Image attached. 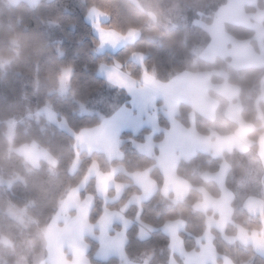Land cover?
I'll return each instance as SVG.
<instances>
[{
    "label": "trees",
    "instance_id": "1",
    "mask_svg": "<svg viewBox=\"0 0 264 264\" xmlns=\"http://www.w3.org/2000/svg\"><path fill=\"white\" fill-rule=\"evenodd\" d=\"M225 1L204 0L202 13L198 14L184 4V0H156L160 19L153 21L145 10L130 0H39L34 5L24 1L10 4L0 0V177L9 182L0 185V239L5 238L12 244L9 247L0 240V264H16L21 256L26 257L28 263L32 262L33 255L41 251V239L35 235L37 229L50 224L60 202L81 183L94 162L104 173L117 164H122L130 171L149 168L158 186L148 200L139 207H129L125 212V217L131 220L139 212L140 219L153 229L148 238L141 240L137 237V225L130 227L124 247L126 257L137 259L144 256L148 264H168L171 255L169 239L162 228L166 222L174 220L185 222V231L180 234L184 248L187 251L198 249L196 240L206 229L207 217V213L194 208L200 198L199 188L205 189L213 197L220 194L217 184L204 181L201 173L217 172L223 161L228 162L230 170L226 176V186L236 192L248 165L245 154L232 151L223 153L221 157H213L198 152L189 160L180 161L177 174L190 183L191 189L181 202L173 203L161 193L162 174L153 158L127 151L121 161H109L103 153L79 150L72 133L98 126L101 118L110 116L115 106L126 105L129 100L127 94L108 86L98 76L97 69L102 63L121 64L137 81H140L145 70L163 83L183 71L223 70L227 81L240 89L241 115L254 126L249 138L253 142L252 150L256 151L258 136L264 132L258 114L264 119V100L258 99L264 84V67L234 69L227 59L217 58L209 62L193 52L195 46L205 47L210 40L209 34L195 22L203 19L210 23ZM262 6L263 0H258V7ZM91 8L108 16V22L103 25L105 28L122 34L135 29L140 33L139 38L115 53L98 54V39L86 22V15ZM167 16L173 17L176 23L164 28L161 20ZM182 16L186 23L179 22L178 17ZM226 30L237 39L255 42L254 32L250 28L227 24ZM135 53L144 56L142 66L132 61L131 57ZM65 68H71L72 75L68 94L62 97L58 95L57 89ZM212 81L222 82L223 78L214 74ZM81 105L88 113L79 112ZM44 107H49L59 118L64 119L72 133L49 122L43 114L36 113ZM190 113L188 105L180 104L177 118L187 126ZM157 115L160 126L166 128L168 123L162 113L158 112ZM13 118L18 122L10 144L5 132L7 121ZM194 124L200 134H210L211 122L208 119L194 114ZM146 130L135 136L128 132L121 136L141 140ZM159 138L161 134L154 136L155 141ZM33 142L55 159V173L43 161L38 167L30 166L14 151L21 145ZM76 160L79 164L72 171ZM115 179L128 181V177L122 173L117 174ZM86 191L94 197L89 221L96 224L104 204L96 196L93 179L88 182ZM138 191L130 183L120 201ZM8 203L26 211L32 220L27 228L5 213ZM109 207L115 208L117 203ZM237 225L248 231H260L262 228L260 218L248 214L236 201L233 204L232 221L227 224L224 233L232 235ZM212 233L213 244L219 255L218 262H221V256L226 255L235 264H264V259L251 246L228 244L221 233L216 230H212ZM28 237L34 241L32 251L24 245ZM88 242L90 249L87 257L91 264H118L114 257L103 262L96 260L94 253L98 245L94 241Z\"/></svg>",
    "mask_w": 264,
    "mask_h": 264
},
{
    "label": "crops",
    "instance_id": "2",
    "mask_svg": "<svg viewBox=\"0 0 264 264\" xmlns=\"http://www.w3.org/2000/svg\"><path fill=\"white\" fill-rule=\"evenodd\" d=\"M7 1V0H6ZM10 4H16L19 1L27 2L30 5L36 4L39 0H8ZM141 9L145 10L151 20L160 19L156 0H130ZM201 2L198 4L197 2ZM264 2V0H263ZM184 4L196 11H202L204 0H184ZM203 4V5H202ZM250 8V9H246ZM168 18V19H166ZM161 20L164 28L174 25L175 20L168 16ZM86 22L91 27L94 35L98 39L97 53H115L127 44L135 42L139 36V31L129 29L125 33H118L112 29L105 28L103 25L108 22V16L96 9L91 8L86 15ZM186 23V21L184 22ZM196 25L204 29L210 37L205 47H194V54L205 60L215 61L217 58L227 59L234 69L246 67H264V6L258 7V0H226L221 5L213 20L206 23L197 20ZM227 24L240 25L253 30L254 44L247 39H237L230 35L226 30ZM132 61L142 66L144 56L135 53L131 57ZM97 74L108 86L123 91L128 96L127 104L115 106L113 112L108 117H102L98 126L83 129L78 133H72L64 119L59 118L49 107L37 111L39 115H44L46 119L58 126L60 129L71 132L75 145L79 150L87 153H103L109 161H115L122 158L120 151L121 134L130 133L132 136L139 134L143 129L153 126L149 134L143 136V142L154 140V136L161 134L159 142L151 143L150 148L138 146L136 149L154 159L156 166L162 174L161 193L168 197L173 203L181 202L191 189L190 183L177 174V165L180 161H187L196 153L203 152L213 157H221L225 152L238 151L242 154H252L253 142L249 134L253 132L254 126L246 122L241 115L242 107L239 102L240 89L227 81V75L223 70L213 72H190L183 71L176 74L170 81L163 83L158 81L152 74L143 70L140 81L135 80L121 64L114 62L112 64H100ZM217 75L223 78L222 82H213L212 76ZM259 100H264V84L261 86ZM188 105L191 113L188 117L189 124L186 126L178 120L179 105ZM165 110H168L165 112ZM158 112L166 113L171 117L166 128L160 126L158 122ZM165 112V113H164ZM194 114L201 115L211 122L210 134H200L194 124ZM264 125V119L258 112ZM138 132L134 133L133 131ZM129 140V139H127ZM155 141V140H154ZM255 162L260 167L259 174L263 182V191L248 192L244 189V183L239 182L236 192H233L226 186V176L230 170V164L223 161L217 172L204 171L201 178L204 181H211L217 184L220 194L213 197L205 189L199 188L200 198L194 204L198 211L207 213L206 229L201 237L197 238L198 249L187 251L180 234L185 231V222L182 220L168 221L164 224L162 230L169 239L170 259L168 264H235L228 256H221V262H218V253L214 247V235L212 230L222 234V237L228 244H239L251 246L254 252L264 259V132L258 136ZM36 143L24 144L14 149V151L24 158V160L35 167L41 161H49L46 152ZM51 158V157H50ZM79 161L76 160L72 165L77 168ZM125 172L120 166L111 167L109 172H102L97 163H92L82 182L74 187L66 198L59 204L58 211L47 227L48 231L56 233L58 225L68 220L76 211V205L83 202L81 194H86L87 181L94 180L95 191L98 198L104 204L102 213L92 231L99 234L91 235L98 243L97 249L101 250L94 253L95 259H104L114 257L115 254H121L126 257L124 247L127 243V231L133 224L137 225V237L141 240L148 238L153 229L140 219L139 212L133 220L125 217V212L131 206H140L148 200L158 189L156 181L151 177L150 169L146 171L132 172L128 174L131 181L139 189L140 196L131 195L119 209H113L109 206L120 201L126 185L115 180V176ZM84 185V186H83ZM81 186H83L81 188ZM81 188V189H80ZM113 191V196L108 192ZM77 194V195H75ZM77 196V197H76ZM238 202L242 209L252 216H258L261 222V230L248 231L244 227L237 225L232 235H226L225 228L232 221L233 204ZM86 206L90 211L87 217L77 226L88 227L90 213L94 204L92 197H87ZM65 217V218H64ZM56 218V220H54ZM66 223V222H64ZM78 223L67 225L61 234L60 243L68 247H76V242L89 231L85 230L80 235L73 232L74 226ZM57 226V227H56ZM115 227L116 228L115 230ZM109 233H113L109 238ZM117 234V235H116ZM116 236V237H115ZM55 249L51 250L50 261L52 264H68L65 262L60 251L57 239ZM79 242V241H78ZM81 242V241H80ZM82 244V242L80 243ZM84 247V244H82ZM79 246V245H78ZM84 251V250H83ZM88 252V249H87ZM86 258H82L78 264H91ZM109 257V258H111ZM122 257V256H121ZM108 258V259H109ZM115 258V257H114ZM146 258V257H145ZM147 259V258H146ZM73 260V259H72ZM148 262V259H147ZM71 264H77L73 261ZM248 264V263H244Z\"/></svg>",
    "mask_w": 264,
    "mask_h": 264
},
{
    "label": "rangeland",
    "instance_id": "3",
    "mask_svg": "<svg viewBox=\"0 0 264 264\" xmlns=\"http://www.w3.org/2000/svg\"><path fill=\"white\" fill-rule=\"evenodd\" d=\"M6 2H10V1L7 0ZM197 3L200 4L201 2L199 1ZM196 12L198 14H201L202 13V11H196ZM169 18L174 19L173 17H169ZM166 19H168V18H166ZM178 19H179V22H181V23H184L186 21L183 16L182 17H178ZM198 20L204 21L203 19H198ZM174 23H176V21ZM197 49H201L200 46ZM193 52H195V51H193ZM196 54H198V53H196ZM71 75H72V69L71 68H65L62 71V74H61V76L59 78V86H58V89H57L58 95H60L62 97H65L68 94L69 81H70ZM167 111L168 110H165V112H167ZM79 112L81 114L88 113V111L82 105L80 107ZM29 115H31V114H29ZM163 115L165 116V118L167 119V121H169L171 119V117H167L168 115H166V113L163 114ZM17 122L18 121H17L16 118H13V119H10V120L7 121V129H6V132H5V136H6L8 142L10 144L12 143L13 138H14V135H15V126H16ZM139 130L140 129H138L137 131H133V132L136 133ZM150 130H154L153 126H150V128H148L146 130V132L144 133L143 136L149 134V132H151ZM121 139L123 140V141H121L122 143H121V146H120V151L122 153V158L119 159V161H121L124 158V153L125 152H127V151H135L137 153H140L136 149L138 146H141L142 145L145 148H150L151 143L154 144L155 142H159L161 140V138H159L158 141L152 140V142H151V141H148L147 140V141L143 142V139L137 140V139H135L133 137H128V136H124ZM127 139H129V140H127ZM42 151H44L48 155H50L45 149H43ZM255 152H256L255 150H252V154H249L248 153L246 155L247 156V159H248V165H247V168H246L243 176L240 179V183H244V189L246 191L257 193V192L263 191V182L261 181L260 174H259L260 167L255 162L256 157L253 155V154H255ZM50 157L48 156V160H51L52 159L51 162L49 161V163H48L49 170L52 173H55L56 172V169H55V167H56V161H55V159L51 155H50ZM154 164H156L155 161H154ZM113 166H120V167H122V169H124V171H125V172H122V174L125 175L126 177H128L129 176L128 174H130L132 172L146 171V170L149 169L148 168V169H143V170L130 171V170L126 169L122 164H117V165H113ZM35 167H38V165H36ZM73 169L75 170L76 168H73ZM117 182L122 183V184H125L126 185L125 190H126V188L128 187V185L130 183L134 184L131 181L130 177H128V181L127 182H121V181H117ZM6 183L7 184L9 183L8 180H5V179H3V178L0 177V185L1 184H6ZM87 183H88V181H87ZM83 186H81V188ZM94 188H95V183H94ZM84 191H85L86 194H84V196H83V194H81V196H80V197H83V200H77L76 201V202H83V203L82 204H79L78 203V205L75 206L76 207V211L73 213V216L69 219L72 223H74V222L75 223H78V224H76L74 226L73 232H75V233H77V234L80 235L85 230L89 231V233H87L85 235V237L81 238L80 240H79V238H77V240L75 238L72 239V241L76 242V247L75 248L73 247V249H72V247H68L66 244L63 245L59 241V239L62 238L61 237V234H64L66 228L69 229V227H67V225H69L71 223L68 220L63 219L64 222H66V223L61 222L58 225V228H57L58 231L56 233H52V232L48 231L47 228H39V229H37L35 235L38 236L41 239V251L39 253L33 255V260H32L31 263H28L26 257L21 256L19 258V260L17 261L16 264H52L49 257L51 255L50 251L51 250H54L56 248L55 247L56 243L54 242V240H56V239H57L58 244H59V247L58 248H60V251L62 253V256H63L65 262H67L68 264H71L73 261H77V264H78V262H80L83 257L86 258L87 249L88 250L90 249V244H89L88 240L89 241L96 242L91 235H94V236L97 237V235L99 234V232L98 233H95V231H92L93 228H91V226H94L95 224H91L90 221H88V227H85L84 225H81L79 228L77 227L79 225V223L84 220L85 217H87V219H88V214H89L90 211L88 210V207L86 206V203H84V202H86L87 197L89 196V197H92L94 199V197L91 194H89L86 191V189H84ZM140 193H141V191H140V188H139V191L138 192H133L132 194H129L125 198V200H122V201L117 202V207H115L113 209L118 210L119 209L118 208L119 205L120 204H123L126 201L127 198L129 199L131 197V195H133V196H140ZM123 194H124V192L122 193V195ZM75 195H77V194H75ZM108 195L109 196H113V191H109L108 192ZM96 196H98V195L96 194ZM5 213L11 219H13L16 223H18L19 225L24 226L26 228H27V226L32 221L27 216L26 211L24 209L19 208V207H17L16 205H14L12 203H8V205H7L6 209H5ZM54 220H56V218ZM116 228H118V227H115V230H116ZM112 237H114L113 236V233H109V238H112ZM0 240H1V242H3V244L5 243L6 246L12 247V244H10L9 241L6 240L5 238H2ZM80 241L82 242V244H84V247H83L82 244H80L81 243ZM24 245H25L26 249H28L29 251H32L33 250V247H34V241H33V239L30 238V237H28L26 239ZM101 246H100L99 249H97V253L101 250ZM113 255L118 260V264H148L147 259L144 256L143 257H140V258H137V259H131V258H128V257H125V256L121 255L120 253L119 254H115L114 253ZM109 257H111V256H109ZM109 257H106L105 256L104 259H99V261L100 262L106 261ZM94 258H95V255H94Z\"/></svg>",
    "mask_w": 264,
    "mask_h": 264
}]
</instances>
